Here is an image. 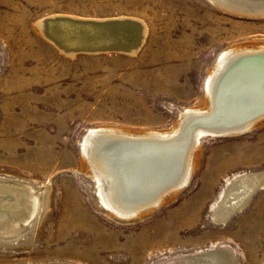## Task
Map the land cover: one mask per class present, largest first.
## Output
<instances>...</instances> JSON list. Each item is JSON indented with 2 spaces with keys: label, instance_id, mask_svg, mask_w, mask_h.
<instances>
[{
  "label": "rangeland",
  "instance_id": "rangeland-1",
  "mask_svg": "<svg viewBox=\"0 0 264 264\" xmlns=\"http://www.w3.org/2000/svg\"><path fill=\"white\" fill-rule=\"evenodd\" d=\"M56 14L147 31L132 54L70 57L39 32ZM250 40H264V16L210 0H0V182L39 198L0 233V264H264V124L202 136L188 183L128 219L103 205L81 157L93 128L170 130L203 101L219 54ZM235 187L249 196L230 212Z\"/></svg>",
  "mask_w": 264,
  "mask_h": 264
},
{
  "label": "bare ground",
  "instance_id": "bare-ground-1",
  "mask_svg": "<svg viewBox=\"0 0 264 264\" xmlns=\"http://www.w3.org/2000/svg\"><path fill=\"white\" fill-rule=\"evenodd\" d=\"M210 1L222 10L233 14L248 17L264 16V0ZM56 16L62 15L56 14L51 17ZM125 19L137 20L126 17ZM45 21L39 23L40 35L56 50L70 57L80 52L66 53L60 46L70 49L77 45L85 47L92 45L93 48L107 42L115 49H124L116 52L119 55L132 54L139 48L131 49L137 41L136 32H138L139 24L142 25V37H145L147 31L146 24L139 19L133 24L114 23L98 27L66 20L50 22L45 26ZM232 46L219 54L213 67L208 71L201 104L180 111L177 123L170 130L138 131V133H133V130L130 133L129 131L118 132L122 131L120 129L112 131L105 127H97L87 132L81 144L82 166L88 167L86 169H89L87 171L96 183L101 202L114 216L128 219L143 215L162 203L166 195L183 188L196 168L202 136L206 134L236 135L264 124V112L246 118L253 111L264 106V86H262L264 61L256 59L259 63L257 64L255 60H252L255 58H251L264 55V40H250ZM242 56L250 59L235 66ZM251 64L255 66H250L248 70L240 74L242 68ZM260 67L262 69H259ZM227 70H230L229 74L224 79L223 86L219 87V81L223 74L225 76ZM249 75L251 76L248 77ZM216 103L219 109L214 113L217 108ZM221 106H225L223 113L227 117L237 116V119L238 117L240 120L246 119L237 124H229L232 121L222 124L219 118L218 121L214 120L217 115L220 116L218 112L222 110ZM209 116L214 117L208 118L204 126L193 130L182 161L179 152H176L180 146L178 147L175 143L168 146L159 144L177 136L191 119L196 117L205 119ZM179 171H182L181 174L168 189L163 191L160 189L157 195L141 200L140 197L146 196L143 194L147 191L159 189L164 186L166 180V183L172 182L173 173H179ZM239 181H244V178ZM32 189L28 186L24 188L0 182V233L3 232L4 235L6 234L4 232L15 233L20 221L26 222L35 214L39 198ZM137 189L142 190V193L133 192L138 191ZM246 196H249V190L242 191L235 187L229 197L227 209L231 212V207L235 208ZM226 212L228 214L227 210Z\"/></svg>",
  "mask_w": 264,
  "mask_h": 264
},
{
  "label": "water",
  "instance_id": "water-1",
  "mask_svg": "<svg viewBox=\"0 0 264 264\" xmlns=\"http://www.w3.org/2000/svg\"><path fill=\"white\" fill-rule=\"evenodd\" d=\"M63 21V20H66V21H70V22H73V23H78V24H86V25H91V26H100V25H111V24H116V23H137L136 21H133L131 19H125V18H121V19H118V18H113V19H103V20H92V19H79V18H71V17H68V16H56V17H50V18H47L46 21H45V26H47L48 23L50 22H55V21ZM136 35H137V41H136V44L135 46L133 45V47H131V49H135L138 47V45L140 44L141 42V39H142V25L139 24V29H138V32H136ZM62 49L65 50L66 53H71V52H89V53H97V52H119V51H123L124 49H115L113 48L112 46H109V44L107 42H105L104 45H101V46H95L92 48V45L89 46V47H85V46H82V45H77L73 48H65V47H62L60 46ZM129 51V50H128ZM251 58H255V59H252V60H255V63L259 64L256 59H261L264 61V55H260L259 56H255V57H251ZM247 59H250V58H246L245 56H242L235 64V66L237 64H241L243 62H246ZM250 66H255L254 64H251L245 68H242V70H240V74H243L245 70H248V68ZM231 69V68H230ZM259 69H262V67H260ZM229 71L230 70H227V72L225 73V76L223 74L222 78L220 79L219 81V84L218 86L221 87L223 86L224 84V79L226 78V76L229 74ZM251 75H249L248 77H250ZM262 86H264V82L262 83ZM216 109L214 111V113L216 111H218L219 107L217 106V103H216ZM222 107V110H220L218 112V114H220V116L217 115V118H215L214 120L218 121V118L220 119V123L222 124H228L229 122L228 121H232L230 122L229 124H237L241 121H243L244 119L246 118H250V117H253L251 115H255V114H259V113H262L264 112V106L262 108H260L259 110H256V111H253L249 117H246L242 120L237 119V116L236 117H227L226 115H224V107L225 106H221ZM214 117V116H212ZM212 117H207L205 119H198L197 117L196 118H193L191 119L190 121H188V123H186L183 128L180 130V132L178 133L177 136H175L174 138H171V139H168V140H165V141H162V142H159L160 145L162 146H168V145H171V144H176L178 145V147L180 146V148L176 151V152H179V156L181 157V161H182V157L184 156V153L186 152V148L189 144V140H190V137H191V133H192V130L198 126H204L205 124V121L206 120H209L211 119ZM209 118V119H208ZM109 146V145H107ZM106 146V147H107ZM105 147V148H106ZM103 148V147H102ZM104 149V148H103ZM168 156V155H167ZM172 157V156H170ZM178 172V171H177ZM173 173V176H172V182H169V183H166L165 181V184L164 186L160 187L159 189L157 190H149L146 192V194H143V195H146L144 197H140L141 200H145V199H150L152 196L154 195H157L159 192L158 190L160 191H163L165 190L166 188H168L169 186H171L176 180H177V177L181 174L182 171H179V173ZM178 174V175H176ZM175 176V177H174ZM174 178V179H173ZM163 188V189H162ZM138 191H133L134 193H142V190L140 189H137ZM144 192V191H143ZM158 192V193H157ZM138 193V194H139ZM157 193V194H156ZM139 196V195H138Z\"/></svg>",
  "mask_w": 264,
  "mask_h": 264
}]
</instances>
